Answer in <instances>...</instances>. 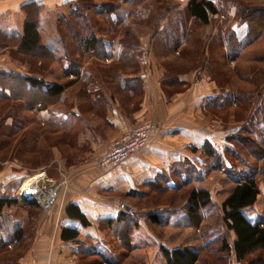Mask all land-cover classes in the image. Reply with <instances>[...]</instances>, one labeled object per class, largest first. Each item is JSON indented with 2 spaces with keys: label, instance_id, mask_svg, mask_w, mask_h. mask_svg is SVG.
Segmentation results:
<instances>
[{
  "label": "crops",
  "instance_id": "0c3cea01",
  "mask_svg": "<svg viewBox=\"0 0 264 264\" xmlns=\"http://www.w3.org/2000/svg\"><path fill=\"white\" fill-rule=\"evenodd\" d=\"M185 1L180 3L179 9H183ZM107 2L110 1L103 4ZM28 4L60 10L57 27L52 28L58 46L41 42L55 57L51 70L37 71L34 75L47 84H66L57 102L33 110L35 118L30 120L26 117L27 107L13 112L14 108L7 103L13 99H7L13 97L11 88H3L0 84V99L7 101L0 109V195L19 196L24 203L20 190L17 191L30 178L28 168L52 169V181L58 184L52 198L54 207L39 223L42 230L39 246L46 244L49 249L37 251L36 264H66L68 260L79 259L80 247H84L87 256L99 253L105 264H134L139 257L144 258V262L157 258L159 264H166L164 256V260L158 258V250L150 245L157 243L169 249L190 247L201 253L205 246L217 245L218 237H212L213 228L217 226L212 206L216 204V215L222 219L225 198L239 181H245L254 173L237 167L240 160L236 155V137L249 132L248 118L236 119L234 89L221 87L222 81L216 75L219 68L214 66L208 72L207 61L208 58L214 62L219 59L232 61L233 54L240 47L212 46L203 50L202 61L192 62L187 54L188 40L193 28L200 24L183 12L173 11L165 16L158 28L148 27L152 32L141 30L142 33L137 30L136 18L149 16V13L140 14L134 10L125 14L119 11L100 13V19L112 18L118 29L100 33L101 42L94 49L87 50L78 43L75 32L68 26H61L62 22L68 21L69 25L70 19L78 17L79 0H0V30L6 36L23 34L26 20L23 8ZM65 9L70 11V16L61 13ZM175 16L180 20L181 28L173 31L175 39L181 40L178 44L171 38L172 31L163 33L169 26V17ZM41 21L42 16L38 26L42 40ZM199 27L201 36H204L205 28ZM238 30L242 31L241 36ZM247 31L248 26L242 24L233 27L230 33L243 40ZM156 38L159 44L155 42ZM8 50L9 47H4L0 51V70L13 75L32 74L30 70H13L14 67L29 69L28 62L19 65L11 61L10 64L4 63ZM177 62H183L185 67L173 70L171 64ZM41 99L39 96L37 101ZM37 104L41 106L39 102ZM15 112H18V118ZM12 114L15 118L11 117ZM143 122H154L157 127L149 145L134 153L121 169L100 167L99 159L108 153L113 142L126 130ZM205 145L217 153L222 149L220 164L205 152ZM242 160L244 168L247 161ZM234 167L244 170L246 175L234 179ZM188 187L206 189L211 195V205L204 208L202 226L205 229L200 228V234L190 225L186 201L178 206L171 201L156 202L149 208L140 204L149 194L174 195ZM259 189L255 205L243 210L253 223H264V187L259 184ZM213 196H222L219 205ZM262 196L263 202L260 201ZM70 204L80 208L88 225L67 216L65 210ZM125 206L135 207L138 212L135 217L139 225L131 234L130 247L123 245L113 223L123 210L128 211ZM142 211L157 214L155 217H159L163 224L151 222ZM67 225L78 228L79 236L75 240L62 238V227ZM9 227L0 221V240L20 226ZM161 228L164 230L162 236L157 230ZM230 234L229 241L233 246L236 235L233 231ZM229 257L227 264H242L234 252Z\"/></svg>",
  "mask_w": 264,
  "mask_h": 264
},
{
  "label": "rangeland",
  "instance_id": "374dc122",
  "mask_svg": "<svg viewBox=\"0 0 264 264\" xmlns=\"http://www.w3.org/2000/svg\"><path fill=\"white\" fill-rule=\"evenodd\" d=\"M105 1H108V0H92V2L95 3V5L104 3ZM135 1H136V4H138V6L141 7V9L137 7V10L140 13L147 12L149 13V15H151L149 9L153 8L156 10V12H154V15L151 16L152 21L151 19L149 20V25H147L146 23H140V19L136 18V20L140 23L139 27L137 26L138 31L149 30V32H152L151 29L148 27L154 26L153 19L155 20L157 17H159V14L163 10V7L159 8L160 1L159 0H135ZM179 1L183 3L186 2L185 0H179ZM212 1L217 3V6L219 8L218 14L211 16L208 24H205V25L201 24V26L205 28V30L203 31L204 36H201V32L199 30L200 25H198V27L193 28V33L191 34L192 36L190 35V38L188 40L189 45L187 48L188 50L187 54L189 55V59L192 62L193 61L195 62L196 60L202 61L201 58L205 54L203 53L202 50L206 48L211 49L212 46L219 47V46L226 45L227 38L228 36L229 37L231 36L230 31H232L233 27L238 28L240 27V25L246 24L243 20L242 13H241V10H244V8H247V9L254 8L255 11L251 12L253 13V15L254 14L256 15V19L254 20L256 21V23H258V25L260 24L264 25V16L263 18L261 17L264 13V0H212ZM95 8L96 9L93 8L87 11L85 9V11L83 12V15L91 14V13H92L91 15L95 14V11L97 10L98 7H95ZM130 9L133 12H135L134 9L132 8ZM59 11L60 10H57V8L53 10L50 8L42 7L41 14H40V17L42 16V21L40 24V30L42 33V40H41L42 44H45V45L48 44L51 47L58 46L57 43L55 42L57 38H55V36L52 34V28L57 27L56 22L60 15L58 13ZM173 11L175 13H180L182 12V9H179V6H178L174 8L172 12ZM69 12L70 11H67L66 9L63 10V12L61 11V13H65V15L67 16H70ZM99 18L100 17L96 15L95 19L97 22H99ZM136 20L133 19L132 21L136 22ZM77 21H80L81 23H83V18H80L78 16L76 18L70 19L69 25L67 24L68 21L66 23L65 21L62 22L63 24L60 22V25L62 24L61 26L63 28H67L68 26V29H70L74 33L77 30L76 27L80 28V26H76ZM89 22H92V21L90 20ZM89 22L87 21L90 27ZM168 22H170L169 24L170 27H173V25L174 27L180 26L179 24L180 20L177 18V16L173 18L169 17ZM192 26H196V25H192ZM167 27L164 30L165 32L163 31V33L165 34L169 31H172V29H167ZM255 27L256 28L253 30L254 34L260 33L261 37H259L252 44H249L248 46L245 47L244 44L246 43L245 40L247 38V35L245 39L239 40L240 38L239 36L242 35V31L238 30L239 36L235 35L234 37L239 43L236 45L239 47H241L242 45L243 46L241 48H237V51L235 53L236 56L234 57V59L232 61L230 60L229 62H227L226 60L225 61L223 60L222 62L221 59L217 60V62L216 61L214 62V60H211L210 58H208L207 63H209V65L207 66V69L209 70L208 72H210L212 71V68L214 66L216 69L219 68L216 71L217 72L216 75L222 81L221 87L225 88L229 86L230 88L237 90L241 93L239 94L240 97L237 96L238 99L235 102L236 103L235 104L236 119L241 121L243 118L244 119L249 118V117H252V115H254L253 118L255 117V122H252L251 126L249 124L247 125L248 128L250 129L248 131L252 132L251 136H253V138L256 139L258 142H261V141L263 142L264 141V27H259V26H255ZM86 28H87V25H86ZM247 34H248V31H247ZM155 42L159 44L157 38L155 39ZM4 47L10 48V50H8V52L6 53L7 59H4L6 60L4 63L10 64L11 62H14L17 65H19L20 62H25V63L28 62L30 64L29 69L27 67L25 68L14 67L15 68L13 69L14 71L28 72V70H30L33 74H35L37 71L33 72V70L31 69V62L33 63L41 59H42L41 61L45 63V66L47 69L46 72L51 70L50 65H52L53 59L55 58L53 57V54H51V52L48 55H41V56L37 55L36 57H32L28 54L21 53L19 46L16 44L4 46ZM4 47L0 48V51ZM220 54L222 55V52ZM171 66L173 67V70L174 69L181 70L185 67L183 62L172 63ZM221 69H222V72H220ZM2 70L3 69H1L0 72H3ZM218 72H220V74ZM38 96L39 94H36V92H32L30 95L27 94V96H24V98L23 97L13 98L12 100H9L8 102L4 100L3 101L0 100V107H1V103L4 104L5 102H7L10 105V107L14 108L13 112L17 111L20 108L23 109L24 107H27L29 111L27 112L26 117L29 120L34 119L35 111L33 110H35V108L34 107L32 108L30 106L28 99L30 100L31 98H34V97L36 98ZM58 98L59 97L54 98L50 103H48L47 106H51L52 104H55ZM42 100L43 99H41L40 101ZM251 109H254V110H251ZM223 114H226V112ZM15 116L16 118H18V112H15ZM11 117L15 118L13 114ZM257 121L259 122V125H257L256 123ZM249 132H245V133L242 132L241 136L248 137L247 135H249ZM220 152H221L220 154L222 155L223 153L222 149H220ZM250 154L251 153H249L246 149H241V148L239 150L237 149L236 155L238 157V160H240L237 162V167L239 166L242 169H245L247 173L248 172L254 173L257 181L260 184V187H264V175L259 173L258 171L261 166H264V164H261L262 159L257 160V158H255L256 156H251ZM242 159H245L247 161L245 164L246 167L244 168L242 165V163H244V160ZM19 166L24 169L26 168L21 164H19ZM237 167H234L235 172L233 174V177L234 179H241V177L246 175V173L244 172V170L239 171V168ZM26 171H28V173L30 174V178L39 173H43L46 171V174H44L45 178L40 179L37 185L38 188H41L45 192L49 190L51 191L55 190L56 187L58 186L57 183L52 181V179L54 180V173L52 169H47V170L42 169L41 170V169H29L28 168L26 169ZM12 186L15 187L14 184ZM15 188H18V186L16 185ZM19 190H21V186L18 188L17 192H19ZM183 191H186V192L189 191V187L187 189L182 190L181 192H178V194H174V195H169V194H165L162 192L161 193L158 192L155 194H149L148 197L145 198V200L140 202V204L142 205V207H146V208L152 207V204L156 202L165 203V202L171 201L176 206L182 205L185 202L182 199L183 197L181 198V193ZM170 193H173V192H170ZM213 198H214V202L219 205L220 201L222 200L221 199L222 196H213ZM262 198L263 196L260 198L261 202H263ZM47 202L48 203L51 202V205L45 208V203L43 205L42 202H39L38 205L36 204L29 205L26 202L22 203L20 201L16 205H13L8 208L6 207L4 209L5 214L4 213L0 214L1 215L0 221L5 223L6 228L10 229L9 226L24 227V228H20V227L15 228L12 234L10 232L9 236L4 235L5 237L3 238V240H0V246L6 244L5 248L2 249L0 252V264H36L37 263V255H36L37 251H40V250L46 251L49 249V245H46V244L42 247L39 246V237H40V232L42 231L39 228V223H41L40 221L42 220V218H44V215H46L47 211H49L50 209H52V207H54L52 201L49 200ZM215 205L212 206L213 209H211V212H212V215H214L216 218V220L215 219L214 220H215V223H217L216 224L217 226L213 228L212 237H218L219 243L215 246H210L211 247L210 250L213 248L216 249L218 246H220L221 241L224 238H231L230 232L227 231L222 224L221 216H219V214L218 216L216 215L217 212H216V209H214L216 207ZM142 212H143L142 215H146L148 213L147 211H142ZM200 228L203 229L204 226H202L201 224ZM200 228L196 229L198 234L202 233ZM17 229L22 231L23 236H24L19 241L14 239ZM157 230H158V234L161 231L159 235L163 234V231H164L163 228L157 229ZM150 246H154V248L156 247V249L158 250V258L160 256V258L164 260L160 245L156 243ZM144 248H147V247H144ZM78 250L80 252L78 255L79 259L76 257V259H74L73 261L71 260V262H74L77 264H105L104 262H106L105 260H103L104 258H102V256L99 253H97L98 255H95V256H87L84 252V247H80ZM260 252L261 250H256L251 256L248 257V259L250 260L252 259L253 261L258 259V257L261 255ZM153 254L155 257H157V254L155 253ZM203 254L208 258L209 261H211V263L206 262V264H224V263L227 264L228 257L230 256L229 255L228 257H226L227 259L225 261V259L221 260L215 257L214 255L209 254L208 251L207 252L204 251ZM219 255L220 256L222 255V257L224 256L223 254H219ZM60 256H61V253H60ZM149 258H152V255H150ZM144 260H145L144 258H140V257L139 259L136 258L134 264H159L157 261V258L156 260L155 258H153V260L152 259L149 261L146 260L145 262ZM142 261L144 263H142ZM65 262L66 261H64L63 263ZM69 262L70 261L68 260L66 264L67 263L69 264ZM130 262H133V261H130ZM240 263L245 264L244 262H240Z\"/></svg>",
  "mask_w": 264,
  "mask_h": 264
},
{
  "label": "trees",
  "instance_id": "16d2710c",
  "mask_svg": "<svg viewBox=\"0 0 264 264\" xmlns=\"http://www.w3.org/2000/svg\"><path fill=\"white\" fill-rule=\"evenodd\" d=\"M109 1L110 2H107L105 4L100 3L95 5L92 0H79L77 13L80 18H83V23H81L80 21L76 22V26H80V28L76 27L77 30L75 31V34L78 38V43L82 46H85L87 50L94 49L95 46L101 42L103 37L100 36V33H105L104 31L110 29L112 31L118 29V26H116L117 23L113 21L112 18L107 17L106 19H104L102 17L101 19L99 18V22H97L95 19L96 15H99L100 13L102 15L110 14V12L113 11H119L123 14L130 13L132 12L130 8L134 10L136 9V11L140 13L137 10V7L139 6L138 4H136L135 0ZM159 1V8L163 7V10L159 14V17H157L155 20L153 19V27L156 28L160 26L165 16L172 12L174 8L180 6L181 3V1L179 0ZM42 7L43 6L38 4L25 5L23 9L26 14V20L23 27V34L19 36H6L0 30V48L16 44L19 46L21 53L28 54L32 57H36L37 55L41 56L50 54L51 51L41 44V35L38 29ZM95 7H98L95 11V14L91 15V13L83 15L85 9L87 11L93 8L96 9ZM149 11L151 15L146 17L139 16L140 23H146L147 25H149V20L151 19L152 21L151 16L154 15V12H156V10L150 8ZM253 11H255L254 8H244V10H241L243 20L248 26V34L245 40L246 43L244 41L245 47L249 44H252L259 37H261L260 33L254 34L253 30L256 28L255 26L264 27L263 24L258 25V23H256V21L254 20L256 19V15H253V13H251ZM182 12L185 13L189 18H193L197 22V24L205 25L209 23L211 16L218 14L219 8L212 0H187L186 5L182 9ZM263 16L264 13L261 17L263 18ZM90 20L92 22H89ZM87 21L89 22L90 27ZM171 28L172 31H180L181 29L180 26L174 27V25ZM127 32L128 30L126 31V33ZM172 33L173 34L171 35V38H174V42H176V44H178V42H181V40H179L180 38L175 39L174 32ZM230 34L231 36H228L226 45L237 46L236 44L239 43L234 38L235 34L233 32H231ZM235 53L233 54L234 56H236ZM41 60L35 61L33 63L31 62V69L33 70V72L38 71L43 73L47 70L45 63ZM38 62L42 64H40L39 66ZM0 84L3 88H11L13 97L11 96L7 99H12L14 97L24 98V96H27V94L30 95L32 92H36V94H39V96H41L43 99L42 101H37V98L39 96L36 98H31L30 100L28 99L30 106L32 108L34 107L37 110L47 108L48 103H50L54 98L61 95L66 87V84L61 83L47 84L44 79L36 77L33 73L28 76H22L0 72ZM232 94H234L237 100L238 97H240L239 94L241 93L237 90H234ZM0 100H2V98ZM38 102L41 104V106L37 104ZM3 107L4 105L1 103L0 109H2ZM253 116L254 115L248 118L249 125H252V122H255V117L253 118ZM256 123L257 125H259L258 121ZM251 135L252 132H249V135H247L248 137L237 136V147L238 149H246L249 153H251V156H256L255 158H257V160L262 159L261 164H264V141L258 142ZM204 148L205 152L209 156H213L215 159H217V163L220 164L219 161L222 160V155L220 153H217L216 151H212L210 148H208V145H205ZM258 171L259 173L264 175V166H261ZM259 194V182L257 181L255 175H253L248 177L243 182L239 181L223 201L222 224L227 231H233L235 233L236 240L234 241L233 246L230 245L229 238H224L221 241V245L216 249L213 248L210 250V246H205L202 253L190 247H177L174 249H169L162 246L161 250L166 260V264H206V262L211 263V261H209L208 258L203 254L204 251H208L209 254L214 255L218 259H225V261L227 259L226 257L234 252L238 261L240 262H244L245 264H264V223L251 222L243 212V210H245L246 208L255 205L258 200ZM181 198L183 199V201H186L187 215L189 217L190 225L195 228H200L205 218L204 208L211 202L210 192L206 189L189 188V191L181 193ZM19 202L20 200L18 197L0 195V214L4 212V209L6 207H11ZM65 213L67 214V216L73 219L80 220L85 226L89 224L87 218L81 212L80 208L75 206L74 204H70L69 206H67ZM136 215H138V212L137 214L132 215L128 211L123 210V212L117 217V219L113 220L115 228L119 232L120 238L125 247L131 246V234L139 225L138 219L135 217ZM146 215L149 217L151 222L158 225L163 224L159 217H155V215L157 216V214L154 215L153 213L148 212ZM151 217H153L154 219ZM78 236V228L72 225L62 227V238L64 240H75ZM23 237L24 236L22 231L17 229L14 239L19 241ZM5 246L6 244L0 246V252L5 248ZM256 250H261V255L258 257V259L254 261L252 259H248V257L251 256ZM219 254H223L224 256L222 257V255L220 256Z\"/></svg>",
  "mask_w": 264,
  "mask_h": 264
},
{
  "label": "built area",
  "instance_id": "2783aa9c",
  "mask_svg": "<svg viewBox=\"0 0 264 264\" xmlns=\"http://www.w3.org/2000/svg\"><path fill=\"white\" fill-rule=\"evenodd\" d=\"M156 129L154 122H143L126 130L120 138L113 142L108 153L99 159V166L107 170L121 169L134 153L149 145L151 135ZM50 205L51 202L45 203V208ZM128 212L132 215L137 214L136 208L132 206H129Z\"/></svg>",
  "mask_w": 264,
  "mask_h": 264
},
{
  "label": "bare ground",
  "instance_id": "6f19581e",
  "mask_svg": "<svg viewBox=\"0 0 264 264\" xmlns=\"http://www.w3.org/2000/svg\"><path fill=\"white\" fill-rule=\"evenodd\" d=\"M43 178H45L43 173L39 174V175H35V176H33L32 178H30V179H28L26 181V183L24 184V187H31V186L36 187L38 189V191H39V194H40V196L39 195L36 196V200L38 202L46 203L47 201H49V200L51 201L52 200V198L54 197L55 191L54 190H52V191L49 190V191L45 192L41 188H38V186H37L38 182L40 181V179H43Z\"/></svg>",
  "mask_w": 264,
  "mask_h": 264
},
{
  "label": "water",
  "instance_id": "95a60500",
  "mask_svg": "<svg viewBox=\"0 0 264 264\" xmlns=\"http://www.w3.org/2000/svg\"><path fill=\"white\" fill-rule=\"evenodd\" d=\"M42 194V193H41ZM40 195L36 187H22L20 190L21 199L29 205H38L39 202L36 200V196ZM129 209V206H125Z\"/></svg>",
  "mask_w": 264,
  "mask_h": 264
}]
</instances>
